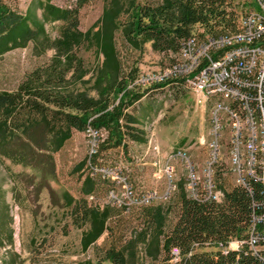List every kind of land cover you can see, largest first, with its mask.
<instances>
[{
	"label": "rangeland",
	"instance_id": "rangeland-1",
	"mask_svg": "<svg viewBox=\"0 0 264 264\" xmlns=\"http://www.w3.org/2000/svg\"><path fill=\"white\" fill-rule=\"evenodd\" d=\"M7 1L13 9L29 14L31 19L41 20L42 10L38 1L43 0ZM50 1L59 7H71L77 0ZM136 1L149 4L159 2ZM250 2L226 0L234 19L250 8ZM110 4L111 0H86L79 7V28L84 32L89 31L90 40L73 49L80 64L78 70L71 69L65 73L60 91L73 95L81 92L95 98L99 96L100 88L108 87L112 71L110 66H104V53L91 35L96 30L104 32L106 23L102 14L104 7ZM125 20L126 13L122 9L115 22L121 28ZM43 25L46 39L53 41L61 24L50 22ZM109 26L121 74L134 77L129 81L128 88H134L137 92L147 90L134 106L128 108L136 117L135 127L142 131L143 140H127L125 151L121 147L101 151L98 158L101 165L97 164L94 170L85 161L91 146L89 137L84 130H74L63 147L52 153L53 176H47V181L59 197L54 202L45 187H37L41 176L38 169L0 157V264H111L102 259L104 251L109 248L118 250L120 264H151L145 257V240H142L141 233L153 225L152 212L158 205L173 209L165 228L174 223L173 207L178 202L180 191L186 192L187 171L179 158H171L172 154L185 150L197 171L200 172L202 168L209 141L208 108L214 98L204 101L201 92L181 81H165L160 85L157 82L148 83L174 61L177 52L153 50L149 39L140 40L135 46L129 45L121 37L120 28ZM201 31L202 28L195 25L191 33L198 35ZM41 44L39 40L0 53V91H15L34 69L51 62L55 55L53 48ZM101 132V137H105V132ZM168 163L173 166L171 179L164 172ZM90 172L105 175L109 183L99 180L92 193L84 194L83 180ZM217 177L222 183L223 176ZM120 178L130 184L136 194L154 191L155 196L150 203L130 206L131 209L125 212V207L115 203L112 197L117 195L124 198ZM113 189L117 194L110 195ZM62 193H68L81 205L86 204V208H90L96 216H108L107 229L84 249L81 247V233L87 226L81 223L77 215L74 216L72 205L65 204ZM133 232L136 233V246L130 250L127 242L133 238Z\"/></svg>",
	"mask_w": 264,
	"mask_h": 264
},
{
	"label": "trees",
	"instance_id": "trees-1",
	"mask_svg": "<svg viewBox=\"0 0 264 264\" xmlns=\"http://www.w3.org/2000/svg\"><path fill=\"white\" fill-rule=\"evenodd\" d=\"M84 2L86 0H77L74 6L59 7L50 0L38 1L41 20H34L29 14L13 9L7 0H0V53L41 40V46L52 47L55 54L48 65L34 69L15 91H0V157L38 169L41 176L37 187H45L53 202L59 197L47 181V176H53L52 153L63 147L74 130L80 132L86 125H91L105 132L96 154L89 158L95 165H101L98 159L101 151L111 147H121L125 151L127 140H143L142 131L135 127L136 117L128 108L134 106L147 90L137 92L128 88L134 77L122 76L111 42L109 24L120 28L115 21L122 9L126 20L120 33L125 42L135 46L140 40L149 39L152 49L161 52H180L183 39L190 36L195 25L202 28L196 36V44L205 43L206 35L227 34L235 29L233 12L228 9L226 0H159L154 4L111 0L102 14L106 23L104 32L96 30L91 35L104 53V66L111 68L109 85L100 88L99 96L95 98L81 92L73 95L59 88L67 71L78 70L80 59L73 54V49L90 40L89 31H82L78 24L79 7ZM50 22L61 24L53 41L46 39L43 25ZM257 90L250 89L254 101ZM246 106L251 108L248 101L240 102V108ZM85 161L87 165V158ZM217 178L216 184L221 185L223 195L220 201L197 202L189 195L185 184V194L180 191L173 207L174 223L165 228L173 209L158 205L153 210V225L141 233L145 240V257L151 264H264V183L253 179L249 181V187L244 188L235 180L228 178L221 183ZM99 180L109 183L108 178L99 173L86 175L82 185L84 194L92 193ZM61 198L65 204L72 205L71 212L87 226L81 233L84 249L107 229L108 216H96L86 204L74 201L68 193H62ZM130 209L123 208L125 212ZM253 219L258 233L253 236V244L257 249L248 243L247 233ZM133 233V238L127 242L130 250L136 246V233ZM234 236L242 241L239 248L219 249V244L225 245ZM174 247L178 249L176 255L172 253ZM102 259L120 264L116 248L106 249Z\"/></svg>",
	"mask_w": 264,
	"mask_h": 264
},
{
	"label": "built area",
	"instance_id": "built-area-1",
	"mask_svg": "<svg viewBox=\"0 0 264 264\" xmlns=\"http://www.w3.org/2000/svg\"><path fill=\"white\" fill-rule=\"evenodd\" d=\"M250 8L235 18V29L227 34L216 36L206 35L204 45L196 46V36L183 39L180 48L181 55L176 56L162 73L150 79L148 83L165 82L167 80H180L187 83L193 89L202 93L204 101L219 96L231 97L234 101V108L226 109L227 114H218L217 107L208 109L209 141L207 144V157L202 168L197 171L195 164H189L191 192L195 194L197 202H215V191L221 185H215L214 174L219 168L214 165L216 148L215 134L218 131L217 122L225 117L232 116V125L228 131L231 132L232 154H242L246 157V174H237L235 181L244 188L249 187V181L262 180L264 183V140L256 142L255 133H263L264 139V0H251ZM148 81V80H147ZM257 88L256 101L251 98L250 89ZM248 101L253 111V120L244 121L240 116V102ZM201 101H199L200 103ZM256 103V104H255ZM220 107V106H218ZM263 124V131L255 132V124ZM249 124V132L246 136H239V128ZM86 136L91 144L87 154V165L90 169L96 168L89 159L96 154L101 140L102 132L91 125L84 127ZM172 157L184 161V156L175 152ZM170 161V160H169ZM93 170V171H94ZM164 172L169 179L173 175V166L165 165ZM93 173V172H90ZM105 176V175H103ZM117 178L119 176L116 175ZM121 188L124 191V198H119L114 192V202L121 207L138 206L150 203L155 196L154 191L146 192L143 195L136 194L130 184L120 178ZM256 220L253 219L249 225L248 235L251 247L257 249L253 244V236L258 233L254 229ZM242 241L235 236L230 238L225 245L219 244L223 251L236 249L241 246ZM173 255L178 249H172Z\"/></svg>",
	"mask_w": 264,
	"mask_h": 264
},
{
	"label": "bare ground",
	"instance_id": "bare-ground-1",
	"mask_svg": "<svg viewBox=\"0 0 264 264\" xmlns=\"http://www.w3.org/2000/svg\"><path fill=\"white\" fill-rule=\"evenodd\" d=\"M204 45V42H199V44H196V46ZM181 55V51L177 53V56ZM186 85H188L186 83ZM190 86V85H188ZM207 101V100H206ZM220 106V107H218ZM217 107L218 114H227L226 109L234 108V101L231 99V97L227 96H219L215 98V100L212 102L210 107L208 109H215ZM240 116L242 120L246 121H252L253 120V111L250 107L240 108ZM218 125V131H216L215 134V140H216V148H215V155L214 156V165L216 168H219L217 173L214 174V182L215 185L217 182V175L222 172L220 175L223 176V180L232 179L236 180L237 174H246V157L242 154H234V156L230 157V154H232V140H231V132L228 131L229 127L232 125V116L231 117H225L223 120H220L217 122ZM263 131V124H255V132H261ZM249 132V124L242 125V127L239 128V136H246ZM255 139L256 142H262L263 139V133H255ZM177 153L184 156V161H181L184 163L185 170L187 171L186 177H185V184L187 186L188 193L192 198H195V194L191 192V186L189 185L190 182V174H189V164H194L191 160L188 152L185 150H177ZM231 180V181H232ZM236 184H238L237 181H234ZM222 190L218 188V191H215V200L218 202L220 201L222 197Z\"/></svg>",
	"mask_w": 264,
	"mask_h": 264
}]
</instances>
